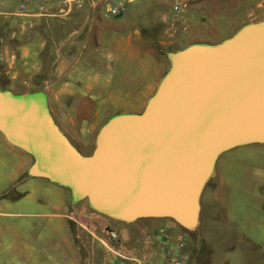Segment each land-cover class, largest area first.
<instances>
[{
	"label": "water",
	"instance_id": "1",
	"mask_svg": "<svg viewBox=\"0 0 264 264\" xmlns=\"http://www.w3.org/2000/svg\"><path fill=\"white\" fill-rule=\"evenodd\" d=\"M165 57L142 111L111 115L87 156L58 129L41 91H0V135L31 157L28 176L66 188L72 203L122 223L169 219L191 231L218 157L264 145V19Z\"/></svg>",
	"mask_w": 264,
	"mask_h": 264
},
{
	"label": "crops",
	"instance_id": "2",
	"mask_svg": "<svg viewBox=\"0 0 264 264\" xmlns=\"http://www.w3.org/2000/svg\"><path fill=\"white\" fill-rule=\"evenodd\" d=\"M138 1L141 0L135 2ZM242 1L205 0L189 7L180 19L210 18V31L225 24L223 22L234 24L233 20L237 18L231 16V12ZM53 3L54 0H33V7L38 10L44 7L45 10L49 9V13L15 11L16 28H2L5 34L0 37V91L7 90L13 94L43 92L49 113L56 120L58 129L74 147H90L87 156L93 150L98 129L116 113L106 112L110 106L100 110L93 109L91 105L93 95H101V85L96 73L90 69V62H93L88 56L83 59L80 57L88 43L85 41L89 39L91 30L102 27L111 30V23L125 19L119 31L130 27L134 30L133 34L128 33L120 42L114 38L109 44L115 53L121 46L126 48L134 45L136 53L145 46L141 33L144 28L140 24H132L130 20L133 3L122 17L109 22L101 19L96 12L89 11L86 5L79 10H72L66 17H60L57 15L58 5L55 6L56 11H52ZM190 13H194V16ZM259 16L260 20L264 19V9ZM70 27L72 31L69 35H78L73 41L64 43L62 36ZM141 63L140 60V76L131 78L133 84L125 95L128 105L134 109L131 113L136 114L142 111L145 104ZM147 74L146 100L153 93L151 85L156 87L161 78L157 62L155 69ZM250 146L264 147L262 144ZM31 163L29 155L8 144L0 135V264H90L92 252L85 242L88 236L82 228L93 225L94 221L87 215L83 205L70 201L66 188L28 176L27 170ZM135 221H116V226L125 230L133 228L138 231L136 236L115 230L126 245L139 254L142 248L137 237L146 229L133 227Z\"/></svg>",
	"mask_w": 264,
	"mask_h": 264
},
{
	"label": "rangeland",
	"instance_id": "3",
	"mask_svg": "<svg viewBox=\"0 0 264 264\" xmlns=\"http://www.w3.org/2000/svg\"><path fill=\"white\" fill-rule=\"evenodd\" d=\"M31 1L33 0H0V37L5 34L2 28L11 30L18 25L17 17L13 15L15 11L49 13V9L45 10L44 7L39 10L33 7ZM53 4L51 9L56 11L57 0ZM131 7L132 24H140L144 28L141 32L145 45L142 50L135 53L134 45L126 48L121 46L115 53L111 48L110 40L115 38L120 42L128 33L133 34L134 30L130 27L119 31L126 21L124 19L111 23V30L104 27L91 30L89 39L85 41L88 43L80 54L82 59L88 56L93 62H90V69L96 73L101 85L102 96L95 94L92 97L93 109L104 110L110 106L106 112L131 113L134 109L128 105L125 95L133 84L131 78L140 76V60L143 62L145 103L148 95L145 91V80L149 75L147 73L155 69L157 62L160 77L164 74L168 67L165 57L167 52L179 50L198 41L216 43L229 37L241 24L257 22L264 9V0H243L231 12V16L237 18L233 20L234 24L223 22L225 24L210 31V18L180 19L186 11L177 15L171 14L167 0H141L133 3ZM193 14L190 13L194 16ZM71 29L70 27L64 31V43L77 37L78 34L69 35ZM151 87L154 91L155 85L152 84ZM53 121L56 123L55 119ZM75 148L82 155L90 150V147ZM77 204L84 206L96 228L107 225L121 234L138 235L137 230H125L116 226L118 222L95 213L88 208L85 200ZM199 206L198 223L191 231L182 229L169 219L141 218L135 221L133 227L141 230L163 226L173 237L184 239L187 264H264V147L242 146L220 155L203 187ZM85 242L92 252L89 263L97 264L98 256L102 254L100 246L89 237Z\"/></svg>",
	"mask_w": 264,
	"mask_h": 264
},
{
	"label": "built area",
	"instance_id": "4",
	"mask_svg": "<svg viewBox=\"0 0 264 264\" xmlns=\"http://www.w3.org/2000/svg\"><path fill=\"white\" fill-rule=\"evenodd\" d=\"M136 0H57V15L66 17L72 10H79L84 5L89 11L96 12L103 20L120 18L128 6ZM205 0H167L168 10L177 15L189 7ZM87 236L100 246L102 255L97 264H187L188 256L184 251L185 242L180 237H173L163 226L143 230L137 237L142 248L137 254L128 247L120 234L112 227L102 225L83 226ZM138 242V241H137Z\"/></svg>",
	"mask_w": 264,
	"mask_h": 264
}]
</instances>
